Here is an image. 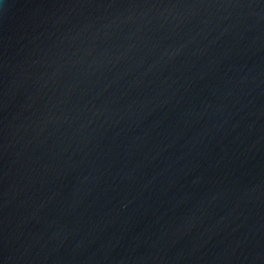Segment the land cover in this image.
<instances>
[{
    "label": "water",
    "instance_id": "water-1",
    "mask_svg": "<svg viewBox=\"0 0 264 264\" xmlns=\"http://www.w3.org/2000/svg\"><path fill=\"white\" fill-rule=\"evenodd\" d=\"M0 264H264V0H0Z\"/></svg>",
    "mask_w": 264,
    "mask_h": 264
}]
</instances>
